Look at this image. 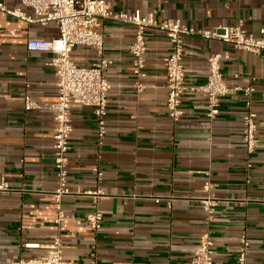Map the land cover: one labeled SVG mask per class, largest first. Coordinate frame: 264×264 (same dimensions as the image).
<instances>
[{
    "label": "crops",
    "instance_id": "1",
    "mask_svg": "<svg viewBox=\"0 0 264 264\" xmlns=\"http://www.w3.org/2000/svg\"><path fill=\"white\" fill-rule=\"evenodd\" d=\"M1 1L9 8L21 7L20 0ZM106 1L116 12L139 10L158 23L181 19L205 30L242 24L256 36L264 30V0ZM22 9L34 15L32 9ZM101 32L105 55L112 60L105 72L112 85L107 133L99 139L93 110L73 106L71 193L63 199L66 218L57 226L54 117L45 108L26 111L24 93L42 105L57 101L52 54L29 52L26 44L55 38L59 28L0 12V183L4 178L9 186L0 194V264L41 258L43 248L24 244L45 246L57 234L63 239L65 259L72 262L188 264L206 231L214 242V264H237L242 234L250 242L248 262L264 264V53L235 51L215 39L185 38L188 85L204 84L210 55L226 52L230 58L222 62V72L229 85H255L258 145L249 154L242 140L241 92L231 91L222 99L214 120L207 117V96L187 92L184 117L173 123L166 109L169 39L156 27L146 30V75L139 90L128 50L134 27L103 20ZM71 57L87 66L97 55L90 47L78 46ZM207 181L214 184L209 193L203 190ZM97 190L102 195L92 193ZM205 196L219 200L211 223L200 200ZM96 210L104 216L97 232L86 221Z\"/></svg>",
    "mask_w": 264,
    "mask_h": 264
},
{
    "label": "built area",
    "instance_id": "2",
    "mask_svg": "<svg viewBox=\"0 0 264 264\" xmlns=\"http://www.w3.org/2000/svg\"><path fill=\"white\" fill-rule=\"evenodd\" d=\"M21 7L9 8L4 1L0 2V12L24 20L29 23L47 25L56 23L59 35L52 39H32L26 44L29 52H49L52 57L49 65L55 70V85L58 99L51 104H40L24 93V108L26 111L48 109L54 117V165L57 170L58 185L52 193L54 198L55 223L61 226L66 218L63 199L71 193L68 185L69 154L71 151V136L73 132L72 108L75 104L91 108L98 123V137L103 139L107 133L108 95L112 88L106 77V69L112 60L105 55V36L101 32L103 20H111L133 26L135 36L128 50L132 56L134 85L143 89L140 80L145 77L147 40L146 30L156 27L162 31L171 43L170 54L165 58L166 88L168 90L166 109L173 123L184 117L182 99L187 92H200L207 96V117L214 120L220 114V104L231 91L241 92L244 99V115L242 122V140L246 151L251 154L258 145L257 114L254 110L253 95L256 91L254 84L231 87L222 72V62L230 58V54L216 53L208 58L209 70L204 84L190 86L186 82L183 66L185 53V38L198 36L204 39H215L227 43L235 51H244L253 55L264 53V30L261 36H256L243 28L218 26L210 30L189 27L181 19H166L156 22L153 15H142L139 10L116 12L106 0H20ZM22 7L33 10L29 16ZM78 46L92 48L97 55L90 65H78L71 57ZM250 166V165H248ZM101 176V173L99 174ZM214 184L207 181L203 190L209 193ZM9 190L8 183L3 178L0 183V194ZM102 195L101 190L92 192ZM202 208L207 222L215 220L219 200L211 196L201 199ZM157 201H160L159 199ZM104 216L100 211H93L86 217L89 227L97 232L102 228ZM31 249L45 250L44 256L31 260L20 259L11 264H99L92 260L88 263L72 262L65 259L62 236L57 234L45 246L40 244H24ZM214 242L209 231L200 236L199 245L188 264H214ZM250 242L246 234L239 240L237 264H250L248 256Z\"/></svg>",
    "mask_w": 264,
    "mask_h": 264
}]
</instances>
